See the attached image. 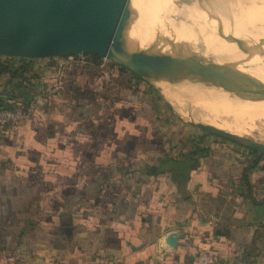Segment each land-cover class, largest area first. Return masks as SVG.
<instances>
[{"label": "crops", "instance_id": "0c3cea01", "mask_svg": "<svg viewBox=\"0 0 264 264\" xmlns=\"http://www.w3.org/2000/svg\"><path fill=\"white\" fill-rule=\"evenodd\" d=\"M63 64L33 65V116L0 133V264H264V157L178 133L136 79Z\"/></svg>", "mask_w": 264, "mask_h": 264}, {"label": "water", "instance_id": "95a60500", "mask_svg": "<svg viewBox=\"0 0 264 264\" xmlns=\"http://www.w3.org/2000/svg\"><path fill=\"white\" fill-rule=\"evenodd\" d=\"M203 22L229 47L245 53L238 39L212 16L210 0H197ZM143 0H0V57L54 59L98 56L121 66L148 84L188 87L264 96V73L251 71L246 60L235 62L246 77L210 74L182 57L163 55L148 22L141 16ZM140 25L137 48L130 29ZM192 125L264 157V143L192 121ZM171 243L179 237L172 234Z\"/></svg>", "mask_w": 264, "mask_h": 264}, {"label": "bare ground", "instance_id": "6f19581e", "mask_svg": "<svg viewBox=\"0 0 264 264\" xmlns=\"http://www.w3.org/2000/svg\"><path fill=\"white\" fill-rule=\"evenodd\" d=\"M210 5L214 21L230 30L240 42L245 51L241 56H239L238 51L235 50L234 52V49L229 47L224 40L218 38L208 29L202 20L197 0H143L141 7V13L142 8L143 13L141 16L148 22L158 42V48L163 53H167V55L172 54L177 58L182 57L187 59L210 74L221 73L244 78L246 75L241 73L235 65V62L240 59L246 60L254 74L259 75L264 73V0H210ZM156 9L158 11L157 14ZM169 15L179 16L184 21H179V19L169 20ZM189 21H194L195 30L211 34L215 48L220 52L225 61H222V57L212 61L213 59L211 60L208 56V49L204 41L201 47L204 53L202 56L198 55L195 42L196 36L192 32L193 28L188 26ZM129 33L138 48L144 39L140 25L136 24L133 26ZM204 38L206 40V37ZM257 61L263 63L253 64ZM228 65L230 66L229 69ZM182 94L180 93V96ZM176 98H179L178 95ZM181 98L179 103H177L179 106L187 103L189 107L195 106L202 110H210L211 112L226 111L234 113L235 116L241 115V118L249 120H246L247 123H237L238 127L231 125L232 128L234 126L233 130L242 131L244 125L249 130L252 125L254 127L253 123L255 121L264 122V96L261 95L245 93L228 94L221 91L209 92L200 90L192 92L191 90L190 94L186 95L184 93V96ZM215 115L217 116V114ZM182 118L188 119L189 116L182 115ZM195 121L223 129L214 125L211 121L206 122L203 120L204 122H201L199 118L195 119ZM233 130L232 132L228 130V132L240 136L243 135L241 133H234L235 131Z\"/></svg>", "mask_w": 264, "mask_h": 264}, {"label": "rangeland", "instance_id": "374dc122", "mask_svg": "<svg viewBox=\"0 0 264 264\" xmlns=\"http://www.w3.org/2000/svg\"><path fill=\"white\" fill-rule=\"evenodd\" d=\"M154 12H155V9H154ZM157 12L158 11L156 9V14H157ZM142 13H143V8H142ZM142 13H141V15H142ZM172 19L173 20L179 19V21L180 20L184 21V19L179 17V16L169 15V20H172ZM195 20H197V19H195ZM194 25H195L194 21H189L188 26L193 28L192 32L196 36L195 42L197 45L198 55L202 56L204 53L203 50L201 49L202 42L204 41L206 43V46L208 49V56L211 60L213 59L212 61L217 60L218 58L222 57L220 52L214 46V41L211 37V34L209 35V32L204 33V31L195 30ZM204 37H206V40ZM159 50L163 55L167 56V53H163L161 49H159ZM227 53H228V51H227ZM80 58L81 57L79 56V57H76L75 59H71V62L75 63ZM0 59H5V58L0 57ZM66 59L67 58L65 57V58L33 60V65H35L36 67H45L47 64L49 66L50 65L55 66V65H59L60 63L61 64L64 63V61ZM82 60H84L86 62H90V63L92 62V59L90 58L89 55H83ZM104 61H106V62H104ZM222 61H225V59L223 57H222ZM102 63L105 65L104 67L106 70H108V71L112 70V66L110 65V62L108 60L103 59ZM260 63H263V62L257 61L256 63H253V64H260ZM227 64H228V62H227ZM227 67L229 69L230 66L228 65ZM145 87H146V90L148 93H153L156 96L155 98H157L156 105H157L158 114L162 117L166 116L167 117V121H166L167 124H170L178 133L184 134L186 136L196 135L195 137L198 139L204 138V137H207L209 139H213L216 137V136L192 125V121L196 122L195 119H198V118L200 121L202 119L206 122L211 121L214 125L219 126V127L223 128L224 130H227V131L229 130L231 132H232L234 126L238 127L237 123H239V124H242V122L247 123L246 120H248V119L241 118V115L235 116L234 113H228L226 111H222V112H213L212 111L211 112L210 110H207V109L202 110L201 108L195 107V106L189 107L187 103H184L181 106H179V104H177V103H179V100L182 99L181 97L184 96V93L187 95V94L191 93V90H192V92L194 90L199 91L197 89L188 88V87H170V86H162L160 89L157 86H155L153 84H148V83L146 84ZM167 91H169L171 93H169ZM210 91H212V90H210ZM180 93H183V94L180 96ZM177 95L179 98H176ZM174 96H176V97H174ZM176 100H178V102H176ZM224 113H225V115H224ZM215 114H217V116ZM182 115L189 116V118L188 119L182 118ZM203 120L201 122H204ZM227 123H229V124H227ZM253 124H254V127L252 125V127L249 128V130L247 129L248 127L243 124L245 129L243 128L242 131H237V130H233V131H235L234 133H238V134L241 133V135L243 134L242 136H244V137H248V138L253 139L255 141L264 143V122L255 121ZM231 125H234L233 128Z\"/></svg>", "mask_w": 264, "mask_h": 264}, {"label": "trees", "instance_id": "16d2710c", "mask_svg": "<svg viewBox=\"0 0 264 264\" xmlns=\"http://www.w3.org/2000/svg\"><path fill=\"white\" fill-rule=\"evenodd\" d=\"M66 58H70V57H66ZM90 58L92 59V64L90 66L89 65L86 66L84 64L67 63V64H63V67L64 66L67 68L72 67V69L74 70L79 69L80 72L97 69L102 72L108 73L107 74L108 77H111L112 75L115 74H120L126 77L136 79L140 83L147 84V82L144 81L142 78L135 76L134 74H132L131 72H129L128 70H126L121 66H118L110 62V65L112 66V70L107 71L106 69L100 66V64L103 61L100 57L90 56ZM32 67H33V60L15 59V58L0 59V87H2L3 83H6L12 86L14 90L18 91V96L15 93L6 95V97L0 94V110L13 109L18 103L22 104L25 108L32 107L31 105L32 100L28 94V89H23V88H27L28 82L30 80L35 79L38 76L36 75ZM18 97H20L19 99H21L19 102L16 100ZM194 150L198 152H202L201 148H199L198 146H196ZM251 153L254 154L253 152Z\"/></svg>", "mask_w": 264, "mask_h": 264}, {"label": "built area", "instance_id": "2783aa9c", "mask_svg": "<svg viewBox=\"0 0 264 264\" xmlns=\"http://www.w3.org/2000/svg\"><path fill=\"white\" fill-rule=\"evenodd\" d=\"M81 57L77 62H71V59H75L76 57ZM83 55L72 56L67 58L64 61V64H84L91 65L92 62H86L82 60ZM18 59V58H15ZM103 60V59H102ZM105 60V59H104ZM106 62V61H104ZM102 68L105 69V65L103 63L100 64ZM33 116V108H25L22 104L18 103L13 109H2L0 110V133L6 129L21 127L28 123ZM194 261L198 264H213L215 259L210 256L206 251L200 250L194 257ZM101 264H115L113 259H104L101 261Z\"/></svg>", "mask_w": 264, "mask_h": 264}]
</instances>
